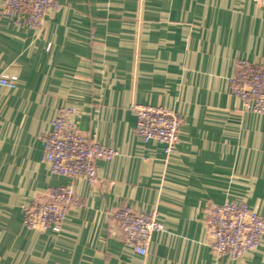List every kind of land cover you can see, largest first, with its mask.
<instances>
[{"label": "crops", "instance_id": "1", "mask_svg": "<svg viewBox=\"0 0 264 264\" xmlns=\"http://www.w3.org/2000/svg\"><path fill=\"white\" fill-rule=\"evenodd\" d=\"M237 60L264 66V4L255 0H56L42 26L1 11L0 264H264V234L243 257L216 258L204 206L244 202L264 217V115L230 92ZM133 104L180 118L178 143L134 134ZM87 139L113 149L95 181L50 173L41 137L61 109ZM71 184L83 206L59 232L28 230L22 206ZM157 210L145 257L125 247L110 214Z\"/></svg>", "mask_w": 264, "mask_h": 264}, {"label": "built area", "instance_id": "2", "mask_svg": "<svg viewBox=\"0 0 264 264\" xmlns=\"http://www.w3.org/2000/svg\"><path fill=\"white\" fill-rule=\"evenodd\" d=\"M264 4V0H255ZM56 0H1V11L15 25L39 29ZM16 78L0 73V87L14 88ZM231 94L241 102L242 109L264 115V66L237 60L229 80ZM134 134L143 142L157 141L163 146L165 159L178 143L180 118L161 107L133 104ZM72 108L61 109L51 122V130L41 137L40 161L50 173L68 178H81L87 184L95 181V161H108L117 155L94 140H87L69 121ZM83 206L71 184L49 188L42 197H34L22 206V225L37 232H59L65 217ZM156 209L147 213L120 207L110 214L113 230L122 244L140 257H145L153 234L160 229ZM203 224L207 243L216 258L233 260L257 249L264 234V217L248 208L244 202L207 201Z\"/></svg>", "mask_w": 264, "mask_h": 264}]
</instances>
